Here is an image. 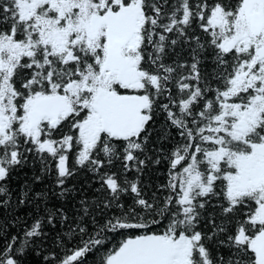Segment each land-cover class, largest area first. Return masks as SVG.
I'll use <instances>...</instances> for the list:
<instances>
[{
  "label": "snow or ice",
  "instance_id": "snow-or-ice-1",
  "mask_svg": "<svg viewBox=\"0 0 264 264\" xmlns=\"http://www.w3.org/2000/svg\"><path fill=\"white\" fill-rule=\"evenodd\" d=\"M264 264V0H0V264Z\"/></svg>",
  "mask_w": 264,
  "mask_h": 264
},
{
  "label": "trees",
  "instance_id": "trees-1",
  "mask_svg": "<svg viewBox=\"0 0 264 264\" xmlns=\"http://www.w3.org/2000/svg\"><path fill=\"white\" fill-rule=\"evenodd\" d=\"M88 264H91V259L89 260Z\"/></svg>",
  "mask_w": 264,
  "mask_h": 264
}]
</instances>
